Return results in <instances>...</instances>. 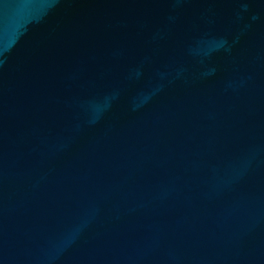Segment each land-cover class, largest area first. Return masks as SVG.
<instances>
[{
	"label": "water",
	"instance_id": "95a60500",
	"mask_svg": "<svg viewBox=\"0 0 264 264\" xmlns=\"http://www.w3.org/2000/svg\"><path fill=\"white\" fill-rule=\"evenodd\" d=\"M0 264H264V0H0Z\"/></svg>",
	"mask_w": 264,
	"mask_h": 264
}]
</instances>
